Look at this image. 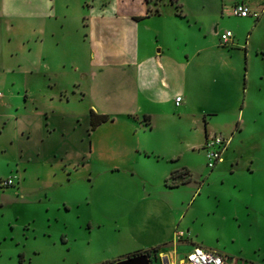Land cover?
Listing matches in <instances>:
<instances>
[{
	"label": "rangeland",
	"instance_id": "obj_1",
	"mask_svg": "<svg viewBox=\"0 0 264 264\" xmlns=\"http://www.w3.org/2000/svg\"><path fill=\"white\" fill-rule=\"evenodd\" d=\"M85 1L57 0L61 13L53 21L57 26L43 36V56L48 60L40 58L32 45L21 58H7L0 52V77L3 63L8 70L25 72L22 80L27 90L32 89L28 95L26 91L12 98L5 94L0 104L9 105V114L14 116L18 106L21 113H29L34 105L48 123L51 119L60 124L56 130L48 126L52 133H62V137L55 133L49 138L53 168L62 165L66 169L63 164L72 160L85 162L77 144L84 135V111L91 102L109 111L124 109L136 99L131 67L117 58H94L97 47L85 35L103 34L96 24L94 29L86 26ZM229 1L156 0L160 14L140 21V54L163 47L165 53L186 63L184 70L175 67L170 75L179 72L182 76L180 107L174 101L155 104L144 97L138 101L140 107L156 114L154 131L145 135L149 148L160 139L162 148L181 156L173 162L175 167L188 166L169 179L175 185L186 184L187 191L194 188L198 196L186 218L178 220L180 225L174 212L168 211L179 204L147 195L150 181L164 186L162 166L155 171L148 160L157 157L151 153L147 158L139 147V160L134 163L126 148L131 127L121 123L120 115V122L112 125V135L108 124L100 128L101 140L112 148L105 155L95 147V178L78 180L72 175L70 182L47 187L49 181L37 178L38 159L26 152L18 156L16 146L9 155L0 151V264H116L133 256L126 253L172 241L160 248V257L167 255L171 264H179L191 240L180 231L175 237V232L178 228L187 231L191 221L235 264H264V0H245L252 11L246 17L233 15ZM227 30L233 32V41L222 43L220 36ZM251 53L254 61L247 58ZM44 97L51 98L49 104L68 101L72 107L53 105L57 111H50L41 101ZM28 98L31 103L26 102ZM78 105L84 110H76ZM239 112H243L241 117ZM6 123L0 120L11 136L14 122ZM216 134L229 142L210 168L206 140ZM23 166L29 167L30 175L25 185L15 178ZM190 173L191 180L183 183ZM9 177L15 183H2ZM84 180L92 181L91 187ZM67 198L73 199L72 208H66ZM57 205L61 212L55 210ZM151 261L162 264L158 259Z\"/></svg>",
	"mask_w": 264,
	"mask_h": 264
},
{
	"label": "crops",
	"instance_id": "obj_2",
	"mask_svg": "<svg viewBox=\"0 0 264 264\" xmlns=\"http://www.w3.org/2000/svg\"><path fill=\"white\" fill-rule=\"evenodd\" d=\"M85 2L86 8H88L86 12V19L88 20L86 26L88 27V29H94V25L96 24L103 34L100 37H96L91 32L90 34L87 33L85 35L87 36L88 41L97 47L95 49L96 51H93L94 58H117L118 60H122L123 63H126L129 67H131L135 73L131 76V79L132 91L134 92L136 99L133 100V102H131L128 107H126L127 109L115 107L114 109L109 111L102 110L91 102L90 107L88 109H85L86 111H84L86 115L85 128L83 132L84 135H81L83 137H81L80 142H78L77 144L82 151L81 159L85 160V162L79 164L76 161L72 160L68 162L67 165L63 164L66 169L63 168L62 165L53 168L55 166H53L52 163L49 162V160L51 159L50 150L52 147L48 143L49 138L51 139V135L55 133H58L60 137H62V133L60 131H55L52 133V131L48 130V126L54 125L53 128L55 129V125L60 124L56 120L51 119H49L48 123L46 121L47 116L41 114L34 105L32 106L31 110H29V113L26 112L27 114L21 113L18 106L19 113L14 116L12 114H9V105H6L1 101L0 120L3 121L4 124H7L6 121H13L15 132L10 136L8 133V129L5 128L7 126L0 125V151L5 152L9 155V152H13L16 146V149L19 152L18 156H20L21 153L25 154L26 152V154L32 155L34 159H38V162L35 164L37 166V168L35 169L38 174L37 178L41 181H49V185L47 187L55 186L68 181L70 182L72 181V179H70V177L72 178V175H76L78 180H87L89 176L95 178V170L93 165L95 160V147L99 150H103L104 153L102 152V154L105 155H110L109 149L112 148L109 145H105L101 140L104 139V137L100 133V128L104 124H108V133L112 135V125L120 122V119L117 116L121 115L123 117L121 123H128L127 125L131 127L128 130L129 145H127L126 148L127 152L132 155L131 158L134 163L139 160L138 154H136V148L139 147L144 148L147 154V158L151 153L152 155L157 157V159L153 158L152 160H148L152 164L155 171L158 167L162 166L161 174L163 177L160 179L164 182V186H160L158 185V183L150 181L147 185L148 189H146L147 187L145 186V189L148 192H146L147 195L155 196L156 198H160L162 200L164 199V202L167 203L179 204V206H176L175 209L168 210L169 212H174V220L178 222L179 226L180 221L178 220H180L182 216H184L183 219L186 218L191 205L195 204L198 196H195L193 194L194 188L187 191L186 188H184L187 186L186 184L176 186H169L166 184V176L168 174L170 177L173 170H179L188 166L183 165L180 167L179 165L175 167V165H173V162L178 161L181 156H178V151L170 149L165 150L164 148H162V141L160 139H158L157 145L151 146L149 148V144L146 141L145 135L146 133H152L154 131V126L157 124V119L155 116L156 114L150 108L140 107L138 101L140 100V98L144 97L148 101L155 104L174 101L175 106H177V96H181L182 101L184 100V90L181 85L182 76H180L179 72H177L174 76L170 77L171 69L173 70V68L175 69L176 67L180 69L179 71H182L186 67V63L178 61L176 59L177 57H175L174 55L165 53L163 47L158 49L157 52L152 51L149 53L146 52L144 54H140V21L150 16L160 14V9L158 8L159 3H157L156 0H86ZM229 2L231 8L237 2H244L248 5L249 8H251L245 0H230ZM58 7L59 5L57 0H0V52L3 53V56H7V58H9V56H12V58H14L15 56L17 58H21L22 56H24V53L26 51L25 49L30 48L29 45H32L33 48L40 53V58H47L46 56H43L45 48L43 36L47 33V31L51 29L53 30V27L57 26L53 21L59 20V15L61 13ZM149 9H151L154 13L148 14ZM156 10H158L157 13ZM136 17L141 18L136 19ZM114 18L117 19L114 20ZM106 34L108 35L107 37ZM120 45L122 46L120 47ZM100 46H102L103 48L100 49ZM106 46H111L113 48V51L105 50ZM258 54L260 53L258 52ZM247 58H249V60L251 61H254V56L252 53ZM109 61H111V59ZM7 68L8 66L5 64L3 65L2 63V75L0 77V91L2 92V98L5 96V94H9L11 98L20 96L21 92L26 91V94L28 95V93H30L32 89L27 90L26 83H24L23 81L25 72H19L14 69L8 70ZM21 86H23L24 88L21 89ZM172 88H175V90ZM27 95H25V98H27ZM47 99L51 100L50 97H44L41 101H43L44 105L50 111H57V108H55V106L53 105L60 106L64 104V106L68 110L72 107V103L68 101H64L63 103L58 102L59 104L51 102L52 104H49V102H47ZM80 100H82V98H80ZM252 100L253 98L251 99V102ZM182 101L177 107H180L182 105ZM26 102L31 103L32 101L28 98ZM75 108L78 111L84 110L81 109L79 105ZM91 110H94L97 113H106L110 116L111 119L107 122L102 123L95 130H91ZM37 112H39L40 114ZM142 112H144L145 119H142ZM241 113L243 115V112ZM241 113L239 112L238 117H241ZM206 124H208V122H205V126ZM61 125L67 124L63 123ZM206 129L207 128L205 127V133ZM134 132H136V134ZM111 139H113V136L111 137ZM4 140L6 142L2 145V142ZM132 146H134V148H132ZM42 153H45L44 157H42ZM161 160H164V165L158 164V162L160 163ZM28 169L29 167H24L22 170L20 169V177L15 176L16 179H21V185H25V182L29 180L30 175H28L27 173ZM91 183L92 181H86L83 184L85 186L91 187ZM177 193L180 194L181 198L178 197ZM86 198H89L88 193L86 195ZM68 199L69 198L64 200V204L66 208L69 209L68 205H71L72 208L73 199ZM78 205L80 206V204ZM55 210H57L58 212L62 211L61 207L58 205ZM193 223L194 221H191L189 223L187 231L183 228H178L175 232V237L179 231L185 234V236H190L191 245L185 252L186 254L191 251L194 245L198 244L209 248L210 250H216L225 254V252H222V250L217 247V245L203 236V232H201L195 225H193ZM118 230L122 231L121 229ZM175 237L173 238V240L175 239ZM171 243L158 242L152 245H146L140 249L126 254H135L139 251L152 249L158 246L160 248H164ZM165 253L169 254L168 252ZM160 254L161 253L159 252L157 253V256L155 254H153V257L150 256L151 264H153L151 258H154V260H160L162 264L172 263L167 255L160 257ZM184 257L185 256L179 259V264H184L182 263Z\"/></svg>",
	"mask_w": 264,
	"mask_h": 264
},
{
	"label": "built area",
	"instance_id": "obj_3",
	"mask_svg": "<svg viewBox=\"0 0 264 264\" xmlns=\"http://www.w3.org/2000/svg\"><path fill=\"white\" fill-rule=\"evenodd\" d=\"M232 14L240 17H246L252 14V11L248 5L244 2H237L232 7ZM255 15H258L255 13ZM233 32L227 30L223 32L220 36L222 43H228L233 39ZM2 92L0 91V97ZM182 101L181 96L176 97V105L179 106ZM229 140L222 134H216L213 137L207 138L206 147L208 155L207 165L213 168L217 161L220 159L224 149L226 148ZM2 183L5 185H12L15 183L14 178L9 177L3 180ZM182 234V233H180ZM187 262V264H235L232 258L216 250L206 249L201 245H194L191 251H189L182 260V263Z\"/></svg>",
	"mask_w": 264,
	"mask_h": 264
},
{
	"label": "trees",
	"instance_id": "obj_4",
	"mask_svg": "<svg viewBox=\"0 0 264 264\" xmlns=\"http://www.w3.org/2000/svg\"><path fill=\"white\" fill-rule=\"evenodd\" d=\"M158 12V10H156V13ZM151 13H154L151 9L148 10V14H151ZM141 17H136V19H140ZM110 116L106 113H97L95 112L94 110H91L90 112V129L91 130H95L98 126H100L102 123L104 122H107L108 120H110ZM218 162V161H217ZM178 171L179 170H173L171 172V175L169 178H166V184L169 185V186H176L175 184H172V183H169V179L170 178H175L178 176ZM191 175L192 173H190L189 177L183 182H188L191 180ZM200 245V244H198ZM202 246V245H201ZM204 247V246H203ZM206 248V247H205ZM206 249H209V248H206ZM160 247H154L152 249H148V250H144V251H139L135 254H132V255H139V254H148V255H152V254H155L157 256V253H159L160 251Z\"/></svg>",
	"mask_w": 264,
	"mask_h": 264
},
{
	"label": "water",
	"instance_id": "obj_5",
	"mask_svg": "<svg viewBox=\"0 0 264 264\" xmlns=\"http://www.w3.org/2000/svg\"><path fill=\"white\" fill-rule=\"evenodd\" d=\"M116 264H151L150 256L146 253L128 257L116 262Z\"/></svg>",
	"mask_w": 264,
	"mask_h": 264
}]
</instances>
